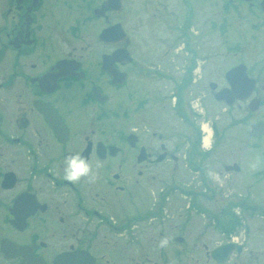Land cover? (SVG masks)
Instances as JSON below:
<instances>
[{"label": "flooded vegetation", "instance_id": "af4514ba", "mask_svg": "<svg viewBox=\"0 0 264 264\" xmlns=\"http://www.w3.org/2000/svg\"><path fill=\"white\" fill-rule=\"evenodd\" d=\"M107 1L0 0V264H184L195 216L205 222L192 251L243 264L236 203L207 206L216 191L202 161L241 124L261 156L251 175L264 176V0H222L219 12L217 0ZM207 93L244 114L221 134L208 122L203 149ZM152 108L157 121L178 120L185 166L200 174L199 190H159L179 191L190 212L179 204L168 213V191L153 197V168L179 158L164 142L152 146L165 134L152 128ZM251 125L262 133L250 135ZM76 151L91 170L73 181L64 158ZM207 233L225 241L201 245ZM229 242L228 260L215 261L212 251Z\"/></svg>", "mask_w": 264, "mask_h": 264}, {"label": "rangeland", "instance_id": "374dc122", "mask_svg": "<svg viewBox=\"0 0 264 264\" xmlns=\"http://www.w3.org/2000/svg\"><path fill=\"white\" fill-rule=\"evenodd\" d=\"M222 0H217L216 7L219 12L222 5ZM122 20L125 22L128 19L127 12L122 13ZM128 22L126 23V25ZM146 35H149L148 30L143 29ZM220 43V37L217 36V45ZM162 46V45H160ZM186 59V53H183V59ZM210 93V92H209ZM208 94L206 102L210 104L208 107L209 111H206L207 117L202 122L201 126L206 127L208 122L213 123L218 129V134H221V129L233 119L236 121L244 114V109L233 108L229 109L225 104L217 103L211 94ZM228 109V110H227ZM153 108L151 112V122L152 128L156 129L158 132H165L164 138L162 140H157L153 137L152 146L154 148L160 149V143L164 142L165 145L170 147V150L177 151L178 162L169 161L164 162L161 165L155 166L153 168L152 174L153 179L151 180L153 186V197L159 202V198L162 196L161 192L168 191V197L165 201L167 203L168 213L176 212V205H181V212H188L187 208L188 199L183 195H180L179 191L169 188H165L159 191L163 186H176L180 185L183 188H188V186L196 185L197 190L202 188L200 185V174L192 172L189 168H186L184 160L182 158L183 150L186 141L179 140L176 135L178 129V120L172 117L171 114H166L164 118L157 121L154 117ZM209 116V117H208ZM116 122L117 120L114 119ZM113 121V120H111ZM114 122V121H113ZM120 125L124 128L129 129L131 125L130 119H122L119 121ZM244 127L242 125L235 126L232 130L226 132L221 136V141L214 146L216 152L208 159L203 160L205 170L208 174L209 184L212 186L213 190L216 191L215 197L211 200H204L207 206L216 207L223 206L226 203H244L241 207H236L239 211V216L241 218L240 226L237 227L236 232L233 234L242 241L244 240L245 245L248 250L243 256V264H256L257 260L259 263L264 262V176H259L258 181L252 177L253 170L259 169L261 167V156L258 152H253L248 140V135L244 134ZM203 133L201 131V145L203 148ZM215 139V137H214ZM184 149V148H183ZM204 149V148H203ZM161 150V149H160ZM253 152V154H252ZM257 159L254 160L252 158ZM227 160H239L241 171L240 172H226L223 168V164ZM258 160L260 161L258 163ZM231 163V162H230ZM255 165V167H253ZM215 176V178H214ZM141 180L140 177H138ZM222 183V186L220 185ZM208 192V191H206ZM153 199V201H154ZM190 212V211H189ZM205 220L195 216L191 225L187 226L185 231L186 239L185 241V253H184V264H212L213 262L209 258V252H205L206 248H201L199 252L192 251L190 246L193 244L192 239L196 237L195 235L201 233L203 229L202 225ZM206 228V227H205ZM204 228V229H205ZM208 229V228H207ZM210 229V228H209ZM202 243L209 244L212 247L225 241V238L219 233H207L205 236L201 234ZM207 247V248H209ZM210 260V262H207ZM212 262V263H211Z\"/></svg>", "mask_w": 264, "mask_h": 264}, {"label": "clouds", "instance_id": "9594fccd", "mask_svg": "<svg viewBox=\"0 0 264 264\" xmlns=\"http://www.w3.org/2000/svg\"><path fill=\"white\" fill-rule=\"evenodd\" d=\"M205 143L207 144V137L205 138ZM64 165V175L73 181L79 179L82 175H86L91 170L90 160L84 158L80 151H76L73 155L65 157Z\"/></svg>", "mask_w": 264, "mask_h": 264}, {"label": "water", "instance_id": "95a60500", "mask_svg": "<svg viewBox=\"0 0 264 264\" xmlns=\"http://www.w3.org/2000/svg\"><path fill=\"white\" fill-rule=\"evenodd\" d=\"M119 1V0H118ZM113 2V0H109V1H107V3L106 4H111ZM105 4V5H106ZM105 7V6H104ZM121 30H122V28H121ZM112 31H113V29H107V30H105L104 31V36H107V35H109V34H111L112 33ZM124 33V32H123ZM229 96H228V93H225V92H220L218 95H217V98L218 99H227ZM230 101H232V100H230ZM229 103H232V102H229ZM260 126L261 125H252L251 127H250V129H249V133L251 134V135H253V136H255V135H259V134H261L262 132V130H261V128H260ZM231 169H238V167H235L234 166V168H231ZM234 246V244H226V245H223V246H221V247H219V248H217V249H215V250H213V252H212V255H213V257L215 258V259H217L218 261H220V262H223V261H225L227 258H228V256H229V254H230V252H231V250H232V247Z\"/></svg>", "mask_w": 264, "mask_h": 264}, {"label": "bare ground", "instance_id": "6f19581e", "mask_svg": "<svg viewBox=\"0 0 264 264\" xmlns=\"http://www.w3.org/2000/svg\"><path fill=\"white\" fill-rule=\"evenodd\" d=\"M205 128H206V131L208 132V134H207V136H206V137H207V142H209V140H210V136H211V130L208 129L207 126H206ZM209 130H210V134H209ZM206 137H205V138H206Z\"/></svg>", "mask_w": 264, "mask_h": 264}, {"label": "trees", "instance_id": "16d2710c", "mask_svg": "<svg viewBox=\"0 0 264 264\" xmlns=\"http://www.w3.org/2000/svg\"><path fill=\"white\" fill-rule=\"evenodd\" d=\"M232 222H227L228 225H230ZM230 228L233 230L234 229V225L231 224Z\"/></svg>", "mask_w": 264, "mask_h": 264}]
</instances>
